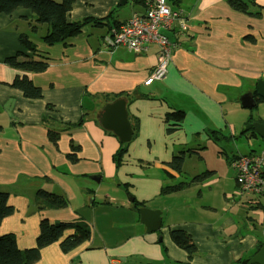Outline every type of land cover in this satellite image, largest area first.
I'll list each match as a JSON object with an SVG mask.
<instances>
[{"label":"crops","instance_id":"0c3cea01","mask_svg":"<svg viewBox=\"0 0 264 264\" xmlns=\"http://www.w3.org/2000/svg\"><path fill=\"white\" fill-rule=\"evenodd\" d=\"M130 1L126 11L129 0L124 6L120 0H76L69 23L102 20L111 12L115 20L90 23L52 46L43 42L49 26L36 23L30 10L0 14V191L14 208L0 224V237L13 235L24 251L36 247L42 220L77 222L91 239L64 253L60 243L74 233L68 230L41 250L35 264H240L264 245V191L241 195L232 162L264 157V150L229 154L227 147L249 134L257 137L253 124L264 123V109L260 117L249 111L264 106L257 101L258 82H264V0H243L253 2V15L232 9L228 0H168L185 11L188 29L168 37L179 48L166 79L149 86L144 81L157 64V47L138 53L107 43L114 21L120 25L145 11L147 0ZM21 34L35 52L20 44ZM18 53L47 62V70L32 73L5 63ZM18 76L32 80L42 97L27 99L11 87ZM246 94L254 95L256 107L244 106ZM120 98L127 101L130 143L101 123L104 107ZM177 112L185 114L182 122L166 120ZM79 121L80 127L67 128ZM49 132L58 134L55 142ZM178 157L177 172L169 165ZM189 162L198 164L184 171ZM262 166L264 177V161ZM178 184L185 186L162 194ZM41 190L66 205H39ZM135 203L161 211L159 231L147 232ZM175 229L191 236L197 249L192 257L172 241Z\"/></svg>","mask_w":264,"mask_h":264},{"label":"trees","instance_id":"16d2710c","mask_svg":"<svg viewBox=\"0 0 264 264\" xmlns=\"http://www.w3.org/2000/svg\"><path fill=\"white\" fill-rule=\"evenodd\" d=\"M76 0H0V14L11 15L19 8H25L32 12L36 23L46 24L49 26V32L43 37V42L46 45L52 46L55 44L66 43L70 38L77 37L82 33L83 28L93 23L96 26L109 25L111 21L115 20L114 12H111L105 19L95 20L85 18L81 21L69 23L67 21V14L72 10ZM141 2V0H137ZM143 0V4H144ZM230 7L236 11L244 14L253 15L249 11L250 5L253 2H246L243 0H228ZM255 16H260L259 13ZM114 27L117 29L119 24L114 21ZM36 30V27H34ZM20 44L35 52L36 46L30 41L29 37L25 34L19 36ZM5 63L10 67L18 70L42 73L48 68V63L45 61H36L29 59L22 53H18L14 57L6 59ZM11 87L18 89L23 92L27 99L36 100L42 97L41 88L37 87L32 80L27 76L16 77ZM118 95L116 97H121ZM258 102L264 101L261 98H257ZM50 108V106H49ZM185 118L183 112H177L166 116V120H172L175 122H182ZM82 124L79 121L74 124H70L67 128L73 129L78 128ZM1 130V127H0ZM50 139L55 142L58 138V134L49 132ZM74 148V147H73ZM126 147L122 148L117 154V165H120L121 157L126 152ZM182 159L180 157L175 158L169 165L172 170L180 171ZM210 174H202L196 176L193 182H202L206 179V176ZM190 185V184H186ZM185 184H178L175 186H168L162 189V194L167 195L170 193H176L180 191ZM9 195L7 192L0 191V224L6 218L14 213V208L8 204ZM37 201L39 205L44 201H49L55 208L63 207L66 205V200L63 197L56 196L45 192L43 190L37 193ZM137 211L141 203H135ZM41 209V207H39ZM68 230H74V233L60 243L61 250L64 253L71 251L85 241L91 239L90 230L81 223H68V222H55L51 223L48 220H42L40 223V234L37 238L36 247L21 251L17 246V241L13 235H5L0 237V264H35L40 260L41 250L55 242H58ZM170 237L172 241L181 249L185 250L189 257H192L197 249L193 244L191 236L184 230L175 229L170 231ZM249 260H243L240 264H246Z\"/></svg>","mask_w":264,"mask_h":264},{"label":"built area","instance_id":"2783aa9c","mask_svg":"<svg viewBox=\"0 0 264 264\" xmlns=\"http://www.w3.org/2000/svg\"><path fill=\"white\" fill-rule=\"evenodd\" d=\"M188 16L181 8H172L168 0H147L143 13L134 12L131 17L119 25L113 35L107 39L112 49L124 46L135 52L146 51L151 45L157 47V64L144 81L145 86L153 82H163L168 74L172 53L178 49L164 32H184L188 29ZM263 155L242 156L232 162L237 171V183L240 194L264 191V177L261 167Z\"/></svg>","mask_w":264,"mask_h":264},{"label":"water","instance_id":"95a60500","mask_svg":"<svg viewBox=\"0 0 264 264\" xmlns=\"http://www.w3.org/2000/svg\"><path fill=\"white\" fill-rule=\"evenodd\" d=\"M127 0H120V5L124 6ZM164 34L172 38L171 32H164ZM257 95L264 100V82L259 81L257 85ZM242 102L247 108H254L257 106L253 94H246L242 98ZM103 127L112 131L122 143H130L133 138V129L128 119L127 101L123 98L116 99L108 103L104 107V113L101 118ZM254 133L264 140V123L256 122L253 124ZM130 200H133L130 198ZM140 221L145 225L147 232H157L162 227L161 211L152 210L149 208H139ZM246 264H264V245Z\"/></svg>","mask_w":264,"mask_h":264},{"label":"rangeland","instance_id":"374dc122","mask_svg":"<svg viewBox=\"0 0 264 264\" xmlns=\"http://www.w3.org/2000/svg\"><path fill=\"white\" fill-rule=\"evenodd\" d=\"M131 6V1L129 0V2L126 5V11H128L130 9ZM259 108V107H258ZM253 109V111L250 113H252V115L254 117L259 116L260 117V113H262L264 106L260 107L259 110ZM264 116V114H263ZM244 145H241V144ZM230 148V149H229ZM228 149V153L230 154V151H234L235 153H238V151H248V153L250 151L252 152H261L262 150H264V140L262 138H260L259 136L257 137H251L250 134L246 137H243L242 139H236L235 142L232 141L229 145V147H227ZM260 155V154H259ZM198 164V162H189L186 166H185V170L184 171H193L194 168L196 167V165ZM263 168V166H262ZM180 182V181H179ZM215 188L212 190L214 191Z\"/></svg>","mask_w":264,"mask_h":264}]
</instances>
